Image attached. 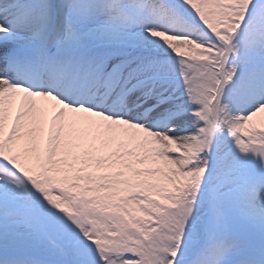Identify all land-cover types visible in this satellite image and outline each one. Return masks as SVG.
<instances>
[{
	"label": "snow or ice",
	"instance_id": "snow-or-ice-1",
	"mask_svg": "<svg viewBox=\"0 0 264 264\" xmlns=\"http://www.w3.org/2000/svg\"><path fill=\"white\" fill-rule=\"evenodd\" d=\"M264 0H0V264H264Z\"/></svg>",
	"mask_w": 264,
	"mask_h": 264
},
{
	"label": "rangeland",
	"instance_id": "rangeland-1",
	"mask_svg": "<svg viewBox=\"0 0 264 264\" xmlns=\"http://www.w3.org/2000/svg\"><path fill=\"white\" fill-rule=\"evenodd\" d=\"M259 114L257 117H254V121L257 122V123H260L262 121H264V116Z\"/></svg>",
	"mask_w": 264,
	"mask_h": 264
},
{
	"label": "bare ground",
	"instance_id": "bare-ground-1",
	"mask_svg": "<svg viewBox=\"0 0 264 264\" xmlns=\"http://www.w3.org/2000/svg\"><path fill=\"white\" fill-rule=\"evenodd\" d=\"M261 115H263V116H264V113H261ZM261 115H260V116H261Z\"/></svg>",
	"mask_w": 264,
	"mask_h": 264
}]
</instances>
